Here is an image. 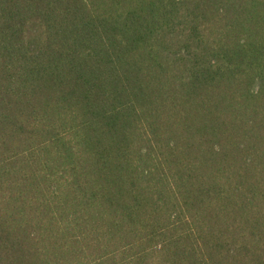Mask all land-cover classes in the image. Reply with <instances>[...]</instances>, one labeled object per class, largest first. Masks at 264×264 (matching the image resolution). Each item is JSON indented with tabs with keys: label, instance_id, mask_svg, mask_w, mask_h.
<instances>
[{
	"label": "trees",
	"instance_id": "obj_1",
	"mask_svg": "<svg viewBox=\"0 0 264 264\" xmlns=\"http://www.w3.org/2000/svg\"><path fill=\"white\" fill-rule=\"evenodd\" d=\"M0 264H264V0H0Z\"/></svg>",
	"mask_w": 264,
	"mask_h": 264
}]
</instances>
